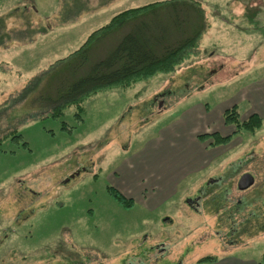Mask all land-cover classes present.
Returning <instances> with one entry per match:
<instances>
[{
	"label": "rangeland",
	"instance_id": "rangeland-1",
	"mask_svg": "<svg viewBox=\"0 0 264 264\" xmlns=\"http://www.w3.org/2000/svg\"><path fill=\"white\" fill-rule=\"evenodd\" d=\"M161 1L0 0V264H262L264 124L223 146L198 137L229 133V107L246 114L240 93L264 76L263 0H199L207 29L172 72L94 93L61 118L31 104L33 78L114 15ZM247 172L255 183L240 191Z\"/></svg>",
	"mask_w": 264,
	"mask_h": 264
},
{
	"label": "trees",
	"instance_id": "trees-1",
	"mask_svg": "<svg viewBox=\"0 0 264 264\" xmlns=\"http://www.w3.org/2000/svg\"><path fill=\"white\" fill-rule=\"evenodd\" d=\"M206 29L205 10L199 0H165L126 9L95 31L75 52L33 78L26 88L39 85V90L37 88L34 93L31 104L38 112L46 114L43 118H61L70 104L82 102L94 93L131 86L155 74L172 72L189 53L196 51ZM115 34L120 35L115 44L109 45L102 51L104 53L99 52V44L103 45ZM84 112L79 105L75 115L83 120ZM222 119L231 129L229 133H208L198 140L209 141L214 147L223 146L234 136L242 132L254 133L264 124L258 114L243 119L237 106L226 109ZM67 126L63 121L62 130L71 132ZM10 134L18 140L23 139L15 129ZM22 146L26 147L27 143L23 141ZM107 193L125 209L134 206L133 199L113 186L107 187ZM217 260L215 255H206L194 264H210Z\"/></svg>",
	"mask_w": 264,
	"mask_h": 264
},
{
	"label": "crops",
	"instance_id": "crops-1",
	"mask_svg": "<svg viewBox=\"0 0 264 264\" xmlns=\"http://www.w3.org/2000/svg\"><path fill=\"white\" fill-rule=\"evenodd\" d=\"M249 1H251V0H249ZM263 2H264V0H263ZM257 6H256V8H257L256 12L258 14H255L256 16L259 15L260 13H263V8H264V6L263 7L262 6L257 7ZM250 8H251V6H250ZM239 9H242V8L239 7ZM254 20H255V22L257 21L255 18H254ZM255 25L258 27V23H255ZM261 78H262L261 81H257L250 86V88L247 90V96L246 97L242 96L243 95L242 91L240 93L241 94V100H247L248 99V101H249V106L246 110L245 115H242L240 113V111L238 110L243 119L249 117L251 114H258L264 120V76ZM234 106H237V105H234ZM210 264H255V263L254 262L253 263L252 262H241V261H237V260L231 259V258L220 260V258L218 257V260L216 262L210 263Z\"/></svg>",
	"mask_w": 264,
	"mask_h": 264
},
{
	"label": "water",
	"instance_id": "water-1",
	"mask_svg": "<svg viewBox=\"0 0 264 264\" xmlns=\"http://www.w3.org/2000/svg\"><path fill=\"white\" fill-rule=\"evenodd\" d=\"M255 183L254 176L251 173H244L240 176L237 187L240 191H245L253 186Z\"/></svg>",
	"mask_w": 264,
	"mask_h": 264
}]
</instances>
